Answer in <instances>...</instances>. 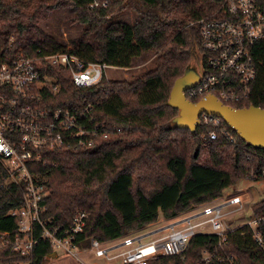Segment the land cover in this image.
Returning <instances> with one entry per match:
<instances>
[{
  "label": "trees",
  "instance_id": "1",
  "mask_svg": "<svg viewBox=\"0 0 264 264\" xmlns=\"http://www.w3.org/2000/svg\"><path fill=\"white\" fill-rule=\"evenodd\" d=\"M255 1L264 15V0ZM125 8L137 20L113 22ZM55 10H66L71 24L85 27L69 50L40 28ZM213 10L210 0H0V64L37 49L69 52L84 63L118 69L129 68L143 52L155 57L154 68L131 81L103 76L91 88L74 86L66 70L50 71L56 82L41 91L43 106H88L99 131L93 147L52 152L45 157L47 164L34 170L48 191L43 218L66 228L77 211H84L83 245L90 238L106 242L214 201L242 179L264 184V150L248 145L225 123L220 128L232 142L219 135L210 140L209 132L218 130L202 123L194 132L172 124L178 111L167 105L171 89L199 47L195 23ZM252 53L256 77L237 109H264V36ZM4 179L0 169V264H44L52 249L38 230L31 257L12 249L19 231L10 212L20 208L22 191ZM251 213L264 217V195ZM258 228L264 238V227ZM204 252L216 253L208 264L230 256L236 264H264V247L246 225L229 232L222 244L215 235H197L182 254L149 264H206Z\"/></svg>",
  "mask_w": 264,
  "mask_h": 264
},
{
  "label": "built area",
  "instance_id": "2",
  "mask_svg": "<svg viewBox=\"0 0 264 264\" xmlns=\"http://www.w3.org/2000/svg\"><path fill=\"white\" fill-rule=\"evenodd\" d=\"M210 1L214 4L212 14L195 23L199 47L193 56L202 75L198 84L184 94L193 103L212 95L223 105L236 108L235 105L248 99L249 86L256 77L252 49L264 36V15L255 0ZM93 6L97 3L90 7ZM53 69L69 72L74 86L91 88L100 82L106 70L117 68L84 63L69 52L52 53L42 49L0 64V169L5 174L4 183L22 191L20 208L10 212L17 218L19 231L11 241L13 251L31 257L37 230L49 243L52 253L57 251L66 260L78 264H81V256L89 253L107 263L149 264L151 260L182 254L197 235H215L220 244L225 243L226 235L233 229L229 230L225 224L222 211L231 206L235 207L234 212L241 211L240 196H222L171 220L111 241L90 238L86 245L81 240L86 212L77 211L66 228L43 218L47 212L48 191L34 170L46 165L45 157L52 152L93 147L99 131L88 106L83 110L43 106L41 91L56 82L49 74ZM221 122V119L206 114L199 117V123L218 130V133L209 132L210 140L219 135L232 142L231 134L220 128ZM244 225L251 230L254 241L264 247V238L258 232L259 226L264 227V217H255L241 226ZM215 254L204 252L202 261L208 264ZM217 261L236 264L231 256L219 257Z\"/></svg>",
  "mask_w": 264,
  "mask_h": 264
},
{
  "label": "rangeland",
  "instance_id": "3",
  "mask_svg": "<svg viewBox=\"0 0 264 264\" xmlns=\"http://www.w3.org/2000/svg\"><path fill=\"white\" fill-rule=\"evenodd\" d=\"M136 20L137 16L129 8H125L124 10L113 16V22L133 24ZM40 28L43 32H45L47 35L56 40L60 45H62L66 50L72 48L71 42L76 41L85 29V27L80 24H71L69 22V14L66 10H55L51 12L50 17L40 24ZM154 60L155 57L153 52H143L138 57L132 60L129 68L106 70L105 78L114 81H131L144 72L153 69ZM189 71L194 76L200 78L199 66L194 56L192 57V60L190 62ZM263 195L264 184L260 180L253 181L242 179L223 192L222 196L224 198L240 196L243 202V209L241 211L234 212L235 207L233 206L223 209L222 212L223 214H225L224 222L228 226L229 230H235L236 227L239 228L244 222L250 221L251 219L255 218L251 213L252 206L256 202L261 200L263 198ZM160 220L156 223H162L160 222ZM150 229L152 228H148L147 230ZM81 258V264H117V261L107 263L104 259L96 258L93 253H89L86 256L83 255L81 256ZM44 264L78 263L71 260H66V258H64L61 253L56 251L46 258Z\"/></svg>",
  "mask_w": 264,
  "mask_h": 264
},
{
  "label": "water",
  "instance_id": "4",
  "mask_svg": "<svg viewBox=\"0 0 264 264\" xmlns=\"http://www.w3.org/2000/svg\"><path fill=\"white\" fill-rule=\"evenodd\" d=\"M189 65L184 74L174 82L167 102L168 106L178 111L172 120L173 127L194 132L199 124V117L202 114L210 115L221 119L248 145L264 150V109L253 106L232 108L223 105L212 95H207L196 103L189 101L184 92L196 86L202 75L200 68V78L191 74Z\"/></svg>",
  "mask_w": 264,
  "mask_h": 264
},
{
  "label": "crops",
  "instance_id": "5",
  "mask_svg": "<svg viewBox=\"0 0 264 264\" xmlns=\"http://www.w3.org/2000/svg\"><path fill=\"white\" fill-rule=\"evenodd\" d=\"M165 220L164 219H161L160 222H164Z\"/></svg>",
  "mask_w": 264,
  "mask_h": 264
}]
</instances>
